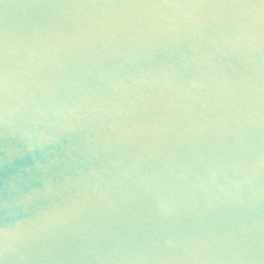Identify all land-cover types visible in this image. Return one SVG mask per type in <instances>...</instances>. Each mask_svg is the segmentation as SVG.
<instances>
[{
	"label": "water",
	"instance_id": "95a60500",
	"mask_svg": "<svg viewBox=\"0 0 264 264\" xmlns=\"http://www.w3.org/2000/svg\"><path fill=\"white\" fill-rule=\"evenodd\" d=\"M0 264H264V0H0Z\"/></svg>",
	"mask_w": 264,
	"mask_h": 264
}]
</instances>
